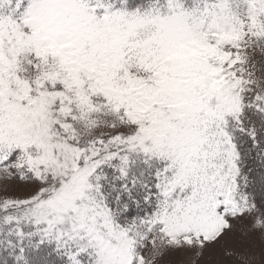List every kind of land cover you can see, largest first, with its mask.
Masks as SVG:
<instances>
[{
  "label": "snow or ice",
  "instance_id": "6c2138e0",
  "mask_svg": "<svg viewBox=\"0 0 264 264\" xmlns=\"http://www.w3.org/2000/svg\"><path fill=\"white\" fill-rule=\"evenodd\" d=\"M0 264H264V0H0Z\"/></svg>",
  "mask_w": 264,
  "mask_h": 264
}]
</instances>
